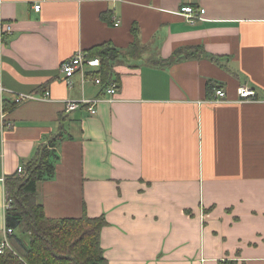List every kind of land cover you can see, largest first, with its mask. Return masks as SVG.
Here are the masks:
<instances>
[{
  "label": "crops",
  "instance_id": "1",
  "mask_svg": "<svg viewBox=\"0 0 264 264\" xmlns=\"http://www.w3.org/2000/svg\"><path fill=\"white\" fill-rule=\"evenodd\" d=\"M0 24L12 28L0 43V243L5 180L62 125L36 201L50 219L104 217L108 264H264V0H0ZM135 27L145 50L114 67V102L94 74L62 80V62L105 43L125 51ZM196 47L205 55L151 65ZM208 81L225 102H210ZM241 86L255 97L239 102ZM94 99V115L65 111Z\"/></svg>",
  "mask_w": 264,
  "mask_h": 264
},
{
  "label": "trees",
  "instance_id": "2",
  "mask_svg": "<svg viewBox=\"0 0 264 264\" xmlns=\"http://www.w3.org/2000/svg\"><path fill=\"white\" fill-rule=\"evenodd\" d=\"M102 19L109 21L105 16ZM131 33L133 41L125 51L111 43L88 51L89 58H98L100 61V67L94 75L100 78L101 88L119 82L114 73L118 63L126 58L137 59L145 50L139 43L136 27L132 28ZM187 49H192V54L182 56L181 49H178L169 59L151 65L165 67L205 55L199 47ZM205 58L212 62L216 60L209 55ZM218 88L216 84L207 82L208 94ZM63 133L61 125L58 133L38 146L34 156L25 162L23 175L5 180V202L9 205L5 209L4 223L12 234L8 237L10 248L0 253V264H108L100 244L101 231L106 225L104 217L89 218L84 209L79 218L50 219L36 201L37 185L55 176L59 161L57 149L65 139Z\"/></svg>",
  "mask_w": 264,
  "mask_h": 264
},
{
  "label": "built area",
  "instance_id": "3",
  "mask_svg": "<svg viewBox=\"0 0 264 264\" xmlns=\"http://www.w3.org/2000/svg\"><path fill=\"white\" fill-rule=\"evenodd\" d=\"M40 10V5L34 6V11L38 12ZM180 15H183L191 24L198 20H203V16L205 14V10L202 8H193L186 6L182 8L179 12ZM118 22L114 23V26H118ZM12 28L9 24H0V43L3 41L4 37L11 34ZM100 67V61L98 58H89L86 53L78 51L71 58L65 60L60 65V73L62 75V80L68 85L71 86V78L79 74L81 78L84 80L85 77L91 76L96 71H98ZM93 82L96 85L101 86V80L98 76H93ZM4 89L0 84V93H2ZM120 91V82H112L106 87L103 88V94L108 98L103 99V101L114 102L115 97ZM238 101L245 102L247 100H251L255 97V92L253 89L248 88L247 86H241L237 90ZM225 92L222 89H216L214 91V96L210 99L212 103H223L226 101ZM50 98V94L46 91L41 97H35L30 94H20L15 97V104H21L23 102L39 99V100H48ZM102 102V99H94V100H81L79 102L66 101L65 102V111L72 112L80 107H85L90 112L91 115L96 113V106ZM24 173V168L22 166L18 167L17 175L21 176ZM9 204H5L7 208ZM12 234L11 229H4V240L0 243V253L3 252L4 249L10 248V243L8 241V237Z\"/></svg>",
  "mask_w": 264,
  "mask_h": 264
}]
</instances>
